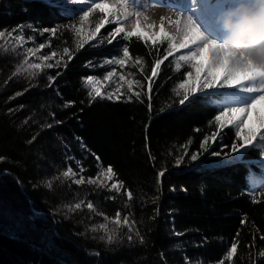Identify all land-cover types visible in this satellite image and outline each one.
Returning a JSON list of instances; mask_svg holds the SVG:
<instances>
[{
  "label": "trees",
  "instance_id": "obj_1",
  "mask_svg": "<svg viewBox=\"0 0 264 264\" xmlns=\"http://www.w3.org/2000/svg\"><path fill=\"white\" fill-rule=\"evenodd\" d=\"M80 10L63 0H1L0 30L27 24L37 29L58 27L54 37L27 27L23 34L39 38L40 43L50 41L48 52H62L63 47L75 50L79 38L68 26L78 24ZM100 15L90 17L91 26ZM115 26L106 25L101 35ZM96 43L90 41L76 52L66 68L44 69L32 81L20 75L9 79L23 59V49L17 48L20 55L0 54V157L4 158L0 160V264H186L185 257L188 264H217L237 232V254L225 264H264L259 255L264 251V198L259 203L251 201L247 179L264 172V153L251 150L229 165L205 153L201 160L207 162L203 166L193 162L195 167L186 156L184 164L176 167L182 145L193 141L190 155L205 135L215 131L210 124L216 114L210 103L214 97L190 106L174 102L178 98L173 88L189 69L185 66L177 73L174 57H169L154 78L149 111L148 96L143 94L147 81L134 61L137 56L143 58L145 74L150 75L154 59L165 54L166 42L153 45L149 40L133 37L125 42L118 37L113 44L94 47ZM124 43L133 61L124 68L116 66V71L142 82V89L134 85V90H142L143 102L97 98L90 103L83 78L100 75L104 68L85 65L89 61L99 65L114 57L117 48L122 54ZM57 72L62 75L56 76ZM48 75L56 76L51 87ZM16 92L23 94L10 99ZM66 102L73 103L65 108ZM234 140V130H225L216 143L231 148ZM76 161L89 177L100 167L111 166L114 181L124 184L121 193L131 191L132 200L106 188L78 186L64 179L61 174L68 166L79 171ZM165 168L158 183L157 173ZM80 201H84L81 209L68 212L65 205ZM89 201L95 211L87 209ZM117 211L121 219L130 217L144 244L134 232L129 243L127 226L118 230L114 243H107L99 225ZM93 227L97 231H91Z\"/></svg>",
  "mask_w": 264,
  "mask_h": 264
},
{
  "label": "snow or ice",
  "instance_id": "obj_2",
  "mask_svg": "<svg viewBox=\"0 0 264 264\" xmlns=\"http://www.w3.org/2000/svg\"><path fill=\"white\" fill-rule=\"evenodd\" d=\"M67 3L71 5H88L86 9H81L76 13L78 15V24L73 23L68 26L75 33L76 37L79 38L76 42L75 50H71L69 47H63L62 52L51 51L48 55L38 56L37 54L46 46H51L50 41H48L47 45L40 43L36 47H24L29 42H35L34 36L25 37L23 34L25 27L29 30L38 31L40 35L51 33L53 37L59 31L58 27L37 29L36 25L27 24L26 26H17V28L11 31L0 30V54H7L11 51L20 55L21 53L17 52V48L23 49V59L15 67L9 79L20 75L32 81L42 74L44 69L66 68L68 62L73 59L76 52H79L90 41L97 42L93 45L94 47L105 42L107 44H113V41H116L118 37L125 42L133 37L137 40H144L145 43L151 40L153 45L166 42L165 54L162 58L154 59L150 75L145 74L143 58L137 56L134 61L135 66L138 67L141 75H144V79L147 81V92L143 94L148 96L149 111H151L152 107L150 93L155 83L154 78L158 77L161 71V65L165 61H168L169 57H174L172 64H174V69L177 73H180L185 66L189 69L183 72L182 78L173 88L174 95L178 98V101L174 102H178L180 106H190L193 103L209 100L210 97H214V99L210 100V103L216 110L214 119L210 121L215 131L210 135H205L199 144V149L190 155L188 149L193 141L189 139L186 144L182 145L181 154L175 158V166L179 167L184 164L186 156L188 157V163L192 164L193 167L196 166L193 162L197 161L200 162V166H203L207 162L201 160V157L205 153H208L211 157L221 158L220 162L225 165L240 162L251 150H259L264 153V67L257 66L243 57L238 59V54L233 48L223 43L218 36L209 35L202 30L201 26L194 21L193 17L184 10L188 5V0H183V3L180 5L175 3L166 5V7L176 9V18L161 17L158 31L154 30L156 28L155 23H150L149 17L141 10V7L147 8V0H111V2L110 0H67ZM191 4L199 7L197 0H191ZM206 7L208 10L214 12L217 18L221 14L238 10L239 4L238 0H209ZM97 12L101 15L94 21V26H91L90 17ZM165 23L172 27L175 25L176 32H181L182 35L178 37L175 32L166 31ZM108 24H115L116 26L107 35H101V29L105 28ZM125 24H128L129 27L126 28ZM142 28L147 29L151 35L146 36L142 32ZM10 42L11 47H9ZM176 53L181 54L175 55ZM157 56H159L158 49ZM57 57L59 58L57 59ZM31 58H36L39 62H34ZM53 60L55 61L54 63L50 62ZM131 61H133V57L130 55L127 43H124L122 54L121 50L117 48L114 57L104 59L99 65H93L89 61L85 66H120L124 68ZM60 75L62 73H56V76ZM117 75L116 67H112V70L107 71L103 75V82H110ZM56 76L48 75V87H51L55 83ZM125 84L127 88L123 90ZM83 85L89 89L87 96L89 97L90 103L97 98L107 99L109 101L124 100V102H131L135 99L143 102L142 90H134V85L142 89V82L140 80L133 81L127 79L124 74H119L116 87L110 91H102V81L95 75H89L83 78ZM30 86L35 87L37 85L33 84ZM22 94V92H16L10 99H15ZM57 95H59L58 91ZM72 103L66 102L63 107L68 108ZM169 107H171V104ZM9 111L12 110L10 109ZM24 123H27V120ZM55 123L59 124L61 122L55 121ZM52 126V124L47 125L49 128ZM225 130H234L235 140L231 144L230 152L210 151L211 146L221 138ZM196 131H200V129H196ZM222 147L226 148L228 145H223ZM225 157L231 158L225 159ZM3 159V157H0V160ZM68 159L74 158L68 157ZM152 159L154 160L155 157H152ZM76 163L79 171H74L71 166H68L61 174L64 179H70L72 183L78 186L87 183L89 185H95L98 188L109 187L107 182L112 181L109 191L126 195L128 201L132 200L133 193L131 191L125 190L124 193H121L124 184L122 181H114L116 173L111 166L106 169L100 167L95 177L85 178L83 175L85 169L79 161H76ZM261 167L264 168V162L261 163ZM166 171L167 169L165 168L157 173L158 183L160 182V178L164 177ZM77 176L79 178H76ZM59 178L56 177V179ZM247 179L249 185H251L249 188L251 201L253 203H259L260 198H264V172H261L258 176L250 174ZM46 186L51 189L52 183L48 182ZM109 198L115 199V197ZM83 204L84 201H80L73 205H65V207L71 213L81 209ZM86 207L91 211H95L94 205L90 201L86 204ZM156 211L158 213L159 210L157 209ZM101 215L103 214L101 213ZM104 219L106 221L111 220L117 226L116 229H113L109 233L107 224L101 223L99 225V228L104 230L109 245L116 241L117 231L122 226H127L128 228L129 234L127 235V240L129 243L133 242L134 237L132 233L134 232V236L138 238L139 243L144 244V237L139 230H135V224L134 222L130 223L129 216L125 215L121 219V213L117 211L114 218L105 216ZM246 219L244 217L241 220V224ZM91 231L95 232L97 228L93 227ZM175 234L177 236L183 235L182 233ZM238 237L239 232H237L236 238L230 242V246L226 249V254L217 264H225L226 261H233L238 250ZM104 239L105 236H101V240ZM261 239H264V236H261ZM89 255L98 256L99 254L89 253ZM259 255L264 257V251H261ZM185 260L186 264H188L187 257H185Z\"/></svg>",
  "mask_w": 264,
  "mask_h": 264
},
{
  "label": "clouds",
  "instance_id": "obj_3",
  "mask_svg": "<svg viewBox=\"0 0 264 264\" xmlns=\"http://www.w3.org/2000/svg\"><path fill=\"white\" fill-rule=\"evenodd\" d=\"M239 8L216 18L218 38L243 57L264 67V0H238ZM174 32L179 37L181 32Z\"/></svg>",
  "mask_w": 264,
  "mask_h": 264
},
{
  "label": "rangeland",
  "instance_id": "obj_4",
  "mask_svg": "<svg viewBox=\"0 0 264 264\" xmlns=\"http://www.w3.org/2000/svg\"><path fill=\"white\" fill-rule=\"evenodd\" d=\"M63 1H65L67 3V0H63ZM201 1H202L203 5H204V11L208 14L207 15L208 17L206 19H204L202 25L204 27H208V31H210L213 35L219 34L217 32V28H216V26H217V24H216V18L213 17L214 12L208 10L207 7H206V5L209 2V0H201ZM147 3H148L147 8L145 9V8L141 7V10L144 11V14L145 15L148 14L147 16L149 17V22L150 23H155L156 28L154 30H157L158 31L161 17H172L173 19L176 18V9H172V8L166 7V5L169 4V3H175L177 5H180V4L183 3V0H147ZM189 3H191V0H188V4ZM69 5H71V4H69ZM77 6L79 8H81V9H86L88 7V5H77ZM187 14H189V13L187 12ZM204 27H201V28H202V30H204L206 32V30H205ZM165 30L166 31H169V32H174L173 27L170 26V25H168L167 23H165ZM142 32L146 36H150L151 35V33L148 32L147 29H145V28H142ZM38 39L35 38V42L34 43L29 42V43L25 44L24 47H36V46H38L40 44V42H39ZM149 41H151V40H149ZM45 44L47 45V43H45ZM49 49H51V48L49 46H46L37 55L38 56L39 55H48V54L51 53V51L48 52ZM58 58L59 57H57V59ZM34 59L36 60V62H39L38 59H36V58H34ZM50 62H53L54 63L55 61L53 60V61H50ZM112 67H116V66H106V67H102V68H104V70L100 72L101 74L100 75H95V76H97L102 81V91H110V90L114 89L116 87V82L118 81L119 74H123V73H117L118 74L117 77L113 78L112 81H110V82H103V75L106 74L107 71L112 70ZM58 69L59 68H53L52 70H58ZM126 78L129 79L127 76H126ZM222 146L223 145H221V144L215 143V144H213L211 146L210 151H213V150H215V151H222V153L223 152H230L231 148H228V147L223 148ZM216 149H218V150H216ZM208 157L209 158H213V159L216 158V157H211L209 154H208ZM229 158H231V157H225V159H229ZM216 159L221 160V158H216ZM102 168L106 169L105 167H102ZM73 170L76 171L75 168H73ZM99 170H100V168H99ZM83 175L85 176V178H88L89 177V176H86L84 174V172H83ZM76 178H79V176H77ZM107 183H108V185L110 187V184L112 183V181H109ZM109 187H104V188L109 189ZM109 218H111V217H109ZM109 221L110 220H107V221L104 220L102 223L107 224V228L109 230V233H111V231L114 228L110 225ZM129 221H130V223L133 222L130 218H129ZM117 235H118V231H117Z\"/></svg>",
  "mask_w": 264,
  "mask_h": 264
},
{
  "label": "bare ground",
  "instance_id": "obj_5",
  "mask_svg": "<svg viewBox=\"0 0 264 264\" xmlns=\"http://www.w3.org/2000/svg\"><path fill=\"white\" fill-rule=\"evenodd\" d=\"M110 2H111V0H110ZM197 5L199 6V7H197V6H194V5H192L191 3H189L187 6H186V8H185V11L186 12H188L189 13V15H191L192 17H193V19H194V21L196 22V23H198L201 27H204L203 25H202V23H203V21H204V19H206L208 16V14L204 11V5H203V3H202V1L201 0H197ZM201 10V11H200ZM200 11V12H199ZM148 14H146V16H147ZM213 17L214 18H216V14L214 13L213 14ZM125 27L127 28V27H129V25L128 24H125ZM205 28V30H206V32L209 34V35H213L210 31H208V27H204ZM216 28H217V26H216ZM217 32L219 33V31H218V28H217ZM219 34H215V35H213V36H218ZM130 218V217H129ZM109 223H110V225L114 228V229H116L117 228V226L114 224V223H112L111 222V220L109 221Z\"/></svg>",
  "mask_w": 264,
  "mask_h": 264
}]
</instances>
